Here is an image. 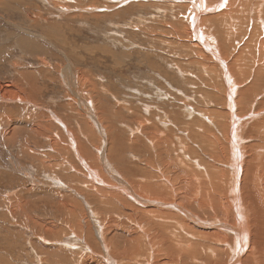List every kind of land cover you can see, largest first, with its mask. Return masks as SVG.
Returning a JSON list of instances; mask_svg holds the SVG:
<instances>
[{
	"label": "rangeland",
	"instance_id": "rangeland-1",
	"mask_svg": "<svg viewBox=\"0 0 264 264\" xmlns=\"http://www.w3.org/2000/svg\"><path fill=\"white\" fill-rule=\"evenodd\" d=\"M220 2L204 1L208 8ZM189 3L22 0L0 11V94L6 91L11 97H0V264H104L107 256L116 264H147L154 250L149 264L169 263L172 250L151 246L158 242L159 231L149 222L163 221L160 215L177 210L130 202L126 193L135 189L140 199L164 205L189 202L190 194L180 187L214 164L208 153L202 155V164L197 162L200 169L193 163L199 160L196 151L204 153L202 139L229 134L230 124V116L223 115L227 102L219 66L187 42H194L187 31ZM261 3L236 0L231 7L222 5L212 15L226 14L229 24L217 19V25L206 28L213 38L238 32L236 42L226 35L218 38L217 50L241 73L242 89H248L257 73L264 75L255 65V49L259 51V39H264V25L258 21L264 19ZM256 83L247 98L236 96L241 95V106L237 102L235 112L246 118L238 126L242 134L264 133V80ZM220 119L227 124L225 131L216 123ZM8 130L16 134H6ZM168 154L175 165H169ZM225 159L215 167L226 166L227 175ZM150 185L164 193L150 190ZM129 238L138 242L128 251L120 249L118 244Z\"/></svg>",
	"mask_w": 264,
	"mask_h": 264
},
{
	"label": "bare ground",
	"instance_id": "bare-ground-1",
	"mask_svg": "<svg viewBox=\"0 0 264 264\" xmlns=\"http://www.w3.org/2000/svg\"><path fill=\"white\" fill-rule=\"evenodd\" d=\"M19 1H22V0H0V11L2 12V10H5V9H7V7H10L11 4H15L16 2H19ZM188 1L190 2L188 5V8L191 9L192 12L190 11L191 14L188 15L187 20H186L187 22L190 21L189 28L187 31L192 35L194 42L187 39V38L186 39H187V42L193 43L192 44L193 48L197 47V50H198L197 52H201L200 54L203 53V54H205V56L208 55L209 58L216 65L219 66V68L222 72V75H223L222 79H224L222 83L225 84L224 89H223V93H224L225 98L223 97V100H226L227 106L225 109V114H223L224 111L221 114H223V115L227 114L226 117L230 116V124H229L230 126L225 124V123H222V122H224L223 119L222 120L220 119V123L218 122L219 120L216 121V123L224 131L226 130V125H227V127H228L227 130H229V134H220V133L216 134L215 133L214 140H210L208 137H206V139L205 138L202 139L200 134H199V137L207 144V145L205 144L202 147V150L204 149V153L202 154V153L198 152L199 150L198 151L195 150L197 152V156L199 157V158L198 157H195V158H198L199 160L196 161V160L192 159L191 156L190 157L188 156V159H189V161H190V159L194 160L195 162H193V163H196L194 165H196L197 168L200 169V166L202 164L200 162V160L202 159L201 158L202 155H204L206 157L209 155L210 159H212L214 161L213 162L214 164L212 163L213 165H211V167H205L206 168L205 174L203 173L202 175H200V174L194 175V178H191L193 180V183H188L186 181V183H188V184L186 185V183H184L185 186L184 185L183 186L185 188L180 187V188H182L181 192L185 191V192H183L185 194H187L186 192H188L190 194L188 196H191L190 198H188L189 202H187V201H185V199H183V201L186 202V205H184L185 203L183 201H180V202L175 201L177 203L178 202L180 203V204L178 203L179 204V206H178L177 204H174V203L171 205H168V204L164 205V203H163L164 201L158 202L157 200L148 201L149 199L148 200L147 199L144 200L143 198L140 199L139 198L140 196L137 197L138 195L136 194V193H138V190H137V192L135 191L136 193L133 192L135 189H133L132 191L130 189H128L131 193H126V194H128V195L130 194V197L128 196L129 197L128 200H130V202H132V200L135 199L140 204L142 203L143 205H149L152 203V205L154 207H155V205L161 206V207L162 206L169 207V208H172L174 210H177L178 213L180 212V214H182L180 216V215H177L176 211H174V214L176 213V215L167 212L168 213L167 215L166 214L160 215V219L161 218L164 219L163 221H160L159 219L156 220L155 218H151L150 222H149L150 225H153V227H155L159 231L158 237H157L158 233L157 232L155 233V237L157 238L158 242L154 243L155 240H153L154 242L153 241L150 242L152 248L157 250V248L159 246L164 248V245H166L170 250H172L169 254L170 261L168 264H264V133L261 132V134H259V133H257L258 130H257V132H255L257 134H253L254 131L251 134H242V132L239 133L240 128L238 129V126H242L244 120L246 119V118H243L244 115L242 114L243 110H245V109L240 110V111H242L240 113L243 115V117L239 116L235 112V109H237L236 103L238 102V100H239L238 98L241 95H239L237 99H236V96L238 94H243L246 97L247 95L252 94L251 92H252L253 87L256 86V84H257L256 82H258L259 79L264 80V75L257 73L256 79H254L252 82H249L250 85L248 86V89H246L247 87L244 89L240 88L241 82L244 83V81H242V79L240 81V78H242V77L238 78L237 75H238L239 71L236 74V70H235V72L232 70V68L234 66L231 67L228 65L230 63H227L223 52L220 50H217L218 49L217 43H219L218 38L222 39L223 36L226 35V37H228V39L236 42L235 40L238 37V32L227 31V32L223 33L222 35H220L218 38H213L211 36V34L208 32V30L206 29L207 27L212 28L213 26L217 25V24H215V25L213 24L215 21H217V19H218L219 23L229 24V22H227L225 20L227 18L226 14H223V15H220L217 17H214L215 15H212V14L215 13L216 11L220 12L222 5L228 4L230 7L235 5L236 3L231 4V2H235L236 0H231V1L230 0H228V1L227 0H221L220 4L218 3V6H217L218 8L216 6L212 7L210 4H208L210 6V8H208L206 6L207 4L204 3V1H206V0H187V2ZM229 1H230V3H229ZM254 3L256 4V2H254ZM105 4H107V3H105ZM258 7H259L258 9L260 11V15L264 14V4L261 3V4H259ZM205 14H207V15H205ZM258 21H259L260 27L262 26V24L264 25V19L263 18L260 17L258 19ZM203 26L205 27V29L203 28ZM252 31H255V30L253 29ZM261 31H264V28ZM259 35L261 36V34L259 33L257 35V37ZM253 38H254V36H251L249 42H251L253 40ZM255 52H257L258 55L256 53H253V52H252V54L253 55L255 54L258 56V63H256V61H255L256 64L255 63L254 64L259 67V70L263 71L264 70V39L263 38L259 39V51L255 49ZM204 64H206V63H204ZM212 65L210 63V67ZM236 65H235V69L237 67ZM206 66H208V65H206ZM263 73H264V71H263ZM240 74L241 73H239V75ZM245 77H246V75H245ZM0 97L2 100H5V101H10V99H11V97L8 96L6 91L2 95L0 94ZM240 101H242V100H240ZM238 104H240V103L238 102ZM260 104H262V102ZM238 106L240 107L241 104ZM238 111H239V109H238ZM252 112L253 111H251V113ZM251 113H249V114H251ZM247 115H245V117ZM252 116L256 117L257 115L254 114ZM252 116L250 115L248 117H252ZM223 117L225 118V116H223ZM225 121H227V120H225ZM211 123L214 125V122L211 121ZM239 123H241V124L239 125ZM257 123H259V122H257ZM261 125H264V124L261 123ZM252 127H255V126H252ZM259 127H261V126H259ZM249 130H252V129L249 128ZM224 131H222V132H224ZM9 133L10 134H16V131L13 132V130L12 131L8 130L6 132V134H9ZM237 133H239V134H237ZM6 134H5V136H6ZM192 135L193 134H191V136ZM207 136H209V135L207 134ZM210 136H212V135L210 134ZM180 141H183V140H180ZM189 141H190V139H189ZM198 141H200V140H198ZM168 142H169V140H167L165 142V145H164L165 148L164 149H167L166 147H167ZM191 142H192V140H191ZM172 143H174V142H172ZM161 144H163L162 141H161ZM189 145L191 146V144H189ZM192 146H194V145L192 144ZM101 149H103V148H101ZM185 151H186V147L184 148V152ZM187 151H188V149H187ZM207 153H208V155H207ZM177 154H178V152H177ZM102 155H104V154H102ZM193 155H194V151H193ZM104 156H106V154ZM170 156H171L170 154H168V156H167L169 165L170 164L175 165L177 163V161L176 160L173 161L170 158ZM185 157H186V155H185ZM224 158H226L228 161V163H227V167L229 169L228 174H227L228 176L226 175V171L224 169L226 166L225 167L223 166L224 168L223 167L222 168H216L215 167V163L219 164V163L224 162ZM188 159H186V160H188ZM198 161L201 164L197 163ZM105 162H106V160H105ZM180 163H184V159ZM191 164H192V162H191ZM181 165H183V164H181ZM108 166H106V167H108ZM186 168H188V166ZM109 169H111V167ZM188 169L191 170L190 168H188ZM173 170H174V168H173ZM106 171H108L107 168H106ZM207 171H209V172H207ZM178 172H179V170H178ZM92 174H93V171H92ZM186 174H188V173H186ZM188 175H190V174H188ZM101 176H100V179H101ZM181 176H184V175H181ZM191 176H193V175H191ZM151 177H152V175H151ZM91 178H92V176H91ZM100 179L97 177L96 180L99 181L98 183H102V182H100ZM184 179H186V178H184ZM187 180L189 181V179H187ZM118 181H121V180H118ZM122 181H124V180H122ZM132 181H134V180H132ZM138 181H141V183L143 182V180H138ZM183 182H185V181L183 180ZM106 183H108V182H106ZM129 183H128V185H129ZM112 184H113V182H112ZM126 184H127V181H126L125 185ZM97 185H95V186H97ZM158 185H160V184H158ZM180 185H182V184H180ZM120 186H121V184H120ZM127 186H125V187H127ZM154 186L150 185L149 189L155 191L158 194L164 193L163 191L156 189ZM164 187H165V184H164ZM117 188H119V187H117ZM120 188H122V187H120ZM113 189L114 188H112V190ZM120 190H122V189H120ZM123 190H125V189H123ZM128 190H125V191L127 192ZM115 191H116V189H115ZM103 192H105V191L103 190ZM108 192H110V191H108ZM176 192H178V191H176ZM117 193L119 194V191ZM121 193H122V191H121ZM111 194H113L112 191H111ZM149 194L150 193H148V195H147L148 197L150 196ZM179 194H180V192H179ZM185 194H181V196L185 195ZM108 195H110V194H108ZM122 195H125V194L122 193ZM145 195H146V193H145ZM171 195H173V194H171ZM175 195H176V193H175ZM175 195H173V196H175ZM147 196H145V197H147ZM181 196H180V200H182V198L184 197L183 196L181 198ZM104 197H105V199H106V197H108V196H106V192H105ZM104 197L102 200H104ZM119 197H120V194L118 196V199H119ZM124 197H122V198H124ZM109 198H110V196H109ZM150 199H153V198H150ZM120 200H123V199H120ZM102 202H101V204H102ZM182 202H183V205L185 206V209L181 208V206H180V205H182L181 204ZM142 207L140 205V208H142ZM157 208H159V207H157ZM160 210L164 211L166 209L160 208ZM164 213H165V211H164ZM93 215H95V214H93ZM147 215H149V213ZM152 216H153V214H152ZM157 217H159V216H157ZM103 225H105V222ZM105 227L107 228L108 224ZM109 227H111V226H109ZM100 229H102V227ZM146 236H149V235H146ZM138 238H129L127 241H125V243H121V244L117 243L118 247L122 250L128 251L130 249V247L132 248L134 246V244ZM148 239H150V238H148ZM155 244H157V246H158L157 248L155 247L156 246ZM154 252H155V250L152 252V254L150 253L149 255H147V258H150V259H147V264L150 263L151 257H152ZM107 257H108V259L104 260L105 261L104 264H116L115 260L113 259V256L112 257L107 256ZM154 258H155V256H154ZM153 259H152V261L155 260V259L154 260ZM101 262L102 261H97L96 263L102 264L103 262L102 263ZM82 263L86 264V262H82ZM88 264H89V262H88ZM90 264H92V263H90ZM152 264H153V262H152Z\"/></svg>",
	"mask_w": 264,
	"mask_h": 264
}]
</instances>
